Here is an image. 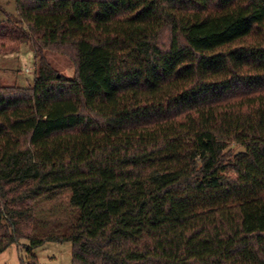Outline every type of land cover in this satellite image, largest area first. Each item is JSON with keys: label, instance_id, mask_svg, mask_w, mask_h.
<instances>
[{"label": "trees", "instance_id": "16d2710c", "mask_svg": "<svg viewBox=\"0 0 264 264\" xmlns=\"http://www.w3.org/2000/svg\"><path fill=\"white\" fill-rule=\"evenodd\" d=\"M15 1L0 36L36 64L0 84V254L27 238L72 242L73 264H264V0ZM65 190L75 221L31 226L30 202Z\"/></svg>", "mask_w": 264, "mask_h": 264}, {"label": "rangeland", "instance_id": "374dc122", "mask_svg": "<svg viewBox=\"0 0 264 264\" xmlns=\"http://www.w3.org/2000/svg\"><path fill=\"white\" fill-rule=\"evenodd\" d=\"M15 0H0V34L3 24L9 22L11 15H16ZM168 32L164 34L167 39ZM0 36V84L26 87L35 79L36 57L30 43H19ZM16 46V47H14ZM46 56L61 73L73 77L75 64L70 55L56 50H47ZM71 191L65 190L31 203L34 214L31 226L41 227L43 231L61 232L77 218V211L71 205ZM27 238L10 245L0 254V264H73V244L70 241H46L28 251Z\"/></svg>", "mask_w": 264, "mask_h": 264}]
</instances>
